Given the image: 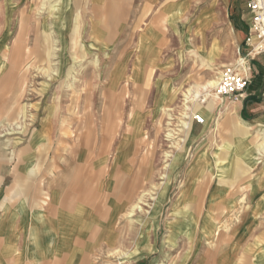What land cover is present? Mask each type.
<instances>
[{
    "label": "crops",
    "instance_id": "obj_1",
    "mask_svg": "<svg viewBox=\"0 0 264 264\" xmlns=\"http://www.w3.org/2000/svg\"><path fill=\"white\" fill-rule=\"evenodd\" d=\"M72 2L77 10L71 14L81 17L78 25L73 19L69 23L67 44L100 58L107 65L100 74H192L196 59L228 67L235 65L239 46L246 49V36L237 43L238 29L234 47L229 41L222 44L221 0ZM11 10L8 0H0V130L19 122L18 103L31 76L14 74L13 58L6 56L13 47ZM246 16L249 20V12ZM29 30L25 24L23 31ZM183 30L189 39L174 37ZM186 46L192 50L186 52ZM24 59L28 64L29 55ZM263 60L251 66L262 69ZM258 74L263 69L253 82ZM263 83L255 81L243 100H210L201 110L203 124L188 118L183 149L167 168L181 187L166 200L161 192L159 211L144 216L131 217V212L143 176L157 173L145 153L158 151L157 143L150 149L144 140L157 135L154 112L168 109L167 104L103 102L96 131H88L91 138L81 135L77 148L62 134L70 125L77 127L74 113L62 115L71 112L72 102L46 108L32 137L0 141V264H98L115 251L127 264H238L240 255L243 264H253L255 223L264 221V215L255 214V209L264 211ZM58 145L71 150L62 158ZM73 150L80 153L72 165ZM254 153L260 155L256 161ZM248 205L254 210L245 212ZM214 207L219 215L209 213ZM238 207L241 214L233 218L229 210ZM213 222L233 224L220 234L216 225L215 234ZM215 241L223 244L219 257L204 259L203 254H213Z\"/></svg>",
    "mask_w": 264,
    "mask_h": 264
},
{
    "label": "rangeland",
    "instance_id": "obj_2",
    "mask_svg": "<svg viewBox=\"0 0 264 264\" xmlns=\"http://www.w3.org/2000/svg\"><path fill=\"white\" fill-rule=\"evenodd\" d=\"M85 1L81 0V3ZM245 1L221 0L222 44L225 41H229L233 47L235 46L236 40L234 36L236 35V29H238L237 35L240 36L237 40L238 44L246 36L245 30L248 31L246 23L249 24L250 19L247 20L248 9L244 6ZM8 3L12 6L7 19L12 22L13 34L11 38L13 47L11 53L8 52L6 56L13 58L12 67L14 74H30L31 76L29 82L24 85V94L18 103L17 120L19 122L15 123L16 125L14 124L13 127L0 130V141L5 143L6 139L11 140L14 138L15 141H21L22 137H32L36 130V119L43 112L48 113L46 108L54 103L65 104L67 101L72 102L71 112L62 111V115L70 116L69 113H71L73 116L74 113L78 120L77 127L74 128V125H70L68 128L63 129L62 134L70 137L74 143L70 142L69 146L76 148L81 135L91 138L88 131H91V133L94 130L96 131L98 119L103 114L101 112L103 102H120L127 106L142 103L144 107L150 104L166 103L168 109L154 112V118L158 123L157 135L151 140L145 135L146 138L144 140L145 146L150 149L154 148L157 143L158 151L152 149V153L150 150L145 153L149 154V168H152V170L157 168V173L143 176L141 196L134 203L135 209L131 212V217L134 215H151L159 211L160 207L157 208L159 203L156 202L155 197L159 196L161 198L163 195L166 200L174 196L181 187L178 178L170 174L167 168L175 165L176 158L183 149L182 146L189 132V129L187 130L188 118L190 117L195 121L194 116L198 115L204 122L205 119L201 110L203 106L210 105V100L217 104L225 100L232 101L223 97H221L220 101L214 100L212 96L216 94L215 88L209 90V87H207L210 81L215 80L218 82L220 73L225 66L220 68L208 63H200L196 59L195 70L192 74H136V76L135 74H100L104 69H107V65L102 64L100 58L93 56L92 54L94 53L88 48H85L84 52L81 47H71L67 44L70 38L69 23L73 19L75 25H78L81 17L80 14H71L76 9L72 0H27L24 4L22 0H8ZM25 24L26 26L27 24L30 25L29 31H23ZM59 25L62 26V30H55L54 26L59 27ZM179 33V31H175L174 37L190 38L189 33L184 34V30ZM208 35L206 37L210 39ZM58 39L62 40V46L57 45ZM191 47L186 46L185 50ZM239 47L238 58L246 53L241 50V46ZM83 53L86 54L85 58H82ZM27 55H29L28 64L27 60H23V58H27ZM233 57L235 58V55ZM237 60L235 64L238 63ZM59 64H62L61 68H59ZM241 66L246 69L248 63ZM261 70L258 68L257 71L261 72ZM257 80L259 83L264 82V74H258L255 81ZM254 82L252 80L247 89L253 88L251 85ZM106 90L119 91V94H110ZM74 108L75 111H73ZM62 109L64 108L62 107ZM92 138L95 142V135H92ZM58 147L63 149L62 158L67 155L66 151L68 152L69 150L70 152L71 150L64 145H58ZM78 153L80 152L72 151L70 161L72 165L75 162L73 158L78 157ZM254 156V161L260 158V155L256 153H254ZM163 207L161 214L165 215L167 206ZM254 208L248 205L244 208V211L251 212V209L254 210ZM242 209L241 207L231 208L229 212L233 218L234 216L237 218L236 216L241 214ZM209 213L211 215H219L221 213L220 208H211ZM255 214L264 215V211H262V208L255 209ZM232 224L213 222L211 225L215 234L218 231L216 225L220 226L218 231L220 234L223 228L226 230ZM255 227L258 232L253 235V245L255 247L253 264L261 257L262 261L258 262L259 264H264V246H262L264 243L263 219L255 223ZM130 230L132 232L133 227ZM222 246V243L215 241L212 250H210L211 252L213 251V254H203V258L214 259L216 255L219 257L218 253ZM202 252L204 253V250ZM126 262L128 263V261L119 257L118 251H115L104 255L98 264H125ZM238 264H243V255L239 256Z\"/></svg>",
    "mask_w": 264,
    "mask_h": 264
},
{
    "label": "built area",
    "instance_id": "obj_3",
    "mask_svg": "<svg viewBox=\"0 0 264 264\" xmlns=\"http://www.w3.org/2000/svg\"><path fill=\"white\" fill-rule=\"evenodd\" d=\"M245 6L250 14V23L244 41L246 53L244 56H240L242 61L223 68L215 87L216 95L232 101L245 98L244 94L257 74L250 62L264 56V0H246ZM252 38H255L256 41L252 42ZM246 63H248V67L243 69L241 65ZM261 66L264 71V60ZM260 97L264 98V83ZM194 119L197 123H203V119L198 115L194 116Z\"/></svg>",
    "mask_w": 264,
    "mask_h": 264
},
{
    "label": "bare ground",
    "instance_id": "obj_4",
    "mask_svg": "<svg viewBox=\"0 0 264 264\" xmlns=\"http://www.w3.org/2000/svg\"><path fill=\"white\" fill-rule=\"evenodd\" d=\"M256 41V39L255 38H252V42H255ZM239 61H242V59L239 57L238 58V61L237 62H239ZM242 68H244V67H242ZM217 80V79H216ZM218 81H219V79H218ZM218 84V82L217 81H215V80H213V81H210L209 83H208V86L207 87H209V90L211 89V88H215L216 87V85ZM205 86H206V84H205ZM203 87V86H202ZM206 90V89H205ZM214 96V98L216 97V98H219V99H221V97H219L218 95H216V94H214L213 95ZM197 97V96H196ZM187 126H188V124H187ZM184 128H186V127H184ZM168 137V136H167ZM150 192V191H149ZM148 192V193H149ZM143 197V196H142ZM141 197V198H142ZM143 198H145V197H143ZM142 198V199H143ZM157 198H158V196H156L155 197V200L157 201ZM141 199V200H142ZM143 202V201H142ZM140 203V202H139ZM135 208V207H134ZM138 209H140L139 207H137ZM133 211V210H132Z\"/></svg>",
    "mask_w": 264,
    "mask_h": 264
}]
</instances>
